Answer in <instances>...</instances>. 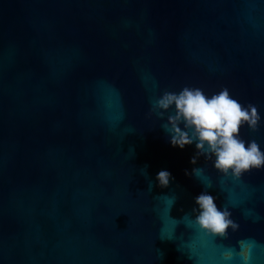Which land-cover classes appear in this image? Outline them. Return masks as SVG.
Segmentation results:
<instances>
[{
  "label": "water",
  "instance_id": "water-1",
  "mask_svg": "<svg viewBox=\"0 0 264 264\" xmlns=\"http://www.w3.org/2000/svg\"><path fill=\"white\" fill-rule=\"evenodd\" d=\"M184 86L226 87L264 117V0H0V264H190L160 239L168 190L147 191L169 170L179 217L202 190L185 176L194 147L149 115ZM242 134L264 150V123ZM228 191L241 228L225 243L264 244L241 214L264 216V170Z\"/></svg>",
  "mask_w": 264,
  "mask_h": 264
},
{
  "label": "clouds",
  "instance_id": "clouds-1",
  "mask_svg": "<svg viewBox=\"0 0 264 264\" xmlns=\"http://www.w3.org/2000/svg\"><path fill=\"white\" fill-rule=\"evenodd\" d=\"M149 115L162 121L160 129L173 148L183 151L194 147L192 168L185 169V176L202 186L192 208H180L182 215L174 217L172 211L180 199L171 191L175 177L166 169L156 174L147 191L152 193L154 187L168 190L153 197L154 211L161 218L160 239L175 242L190 264H255V250L264 247L260 241L248 237L235 244L225 242L241 228L234 216L241 203L228 186L238 185L254 170H264L261 145L242 134L245 128L251 132L260 130L264 117L258 108L241 103L226 87L208 94L202 88L184 86L179 91L164 90L155 96L150 101ZM201 158L205 166L199 165ZM209 163L218 180L210 175ZM214 191L227 193L224 203L218 202ZM241 214L253 223L264 221L259 212L247 208ZM181 226L183 231H179Z\"/></svg>",
  "mask_w": 264,
  "mask_h": 264
}]
</instances>
